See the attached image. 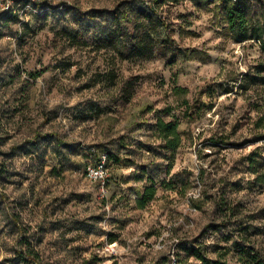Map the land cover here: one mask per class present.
<instances>
[{
  "label": "clouds",
  "instance_id": "clouds-1",
  "mask_svg": "<svg viewBox=\"0 0 264 264\" xmlns=\"http://www.w3.org/2000/svg\"><path fill=\"white\" fill-rule=\"evenodd\" d=\"M205 3L200 0L198 7L193 0H182L179 6L157 5V0H0V59L5 61L0 65V78L19 74L11 87L0 89V138L6 140L0 143V167L11 174L7 183H0V264H85L94 257L101 258L97 264H140L141 260L142 264H202L195 256H186L182 242L185 247L195 242L209 262L221 261L217 246H222L232 249L224 258L227 264H239L233 248L237 242L254 244L255 252L264 259V237L245 241L243 224L238 223L264 228V219L245 220L264 209V193L250 194L246 188L248 182L256 180L257 173L247 170V161L239 171H231L236 161L264 149V141L243 150L225 149L219 158L227 163L219 165L212 163L217 159L216 149L201 144L202 139L223 131L225 126L230 130L236 117H229L225 106L235 102L239 113L249 97L255 98L251 90L243 95L240 89L245 77L254 74V66L264 63V39H237L228 13L221 11L222 0L206 7ZM227 8L243 14L244 28L240 32L251 35L264 30V0H227ZM152 10L155 15H151ZM141 11L151 18L146 19ZM180 13L185 17L177 18ZM73 16H81L92 27L73 22ZM157 17L169 24L167 34L176 42L170 50L160 43L163 33L153 31ZM181 28L192 34L181 37ZM61 30L89 45L115 37L129 52L136 40L148 33L154 43L146 71L170 80L174 68H184L186 71L177 75L188 80L192 88L184 96L154 94L150 97L155 101L152 112L138 119L126 114L109 132L107 124L97 126L87 114L96 109L123 112L124 101L118 98L117 89L97 84L80 92L76 89L83 81L70 79L78 68L87 69L89 64L93 70H104L103 61L95 59L90 49L72 47L65 52L78 63L73 64L68 77H60L55 87L47 79L52 73L34 75L42 65L29 56L30 50ZM173 58L176 65L169 64ZM49 59L45 57L44 64ZM21 86L29 89L27 97L14 95ZM209 88L213 95H209ZM185 101L206 106L203 115L186 119ZM21 103L25 105L23 113L2 114ZM142 107L130 111L138 114ZM43 113L48 114L50 123ZM160 119L175 123L178 133L191 136L183 162L171 173L163 151L167 140L147 127H134L137 123L156 126ZM242 134L251 137L253 132L245 128ZM121 137L133 151L129 155L122 150L121 159L134 163L115 167L106 149L116 151ZM138 144L151 145L155 151L138 148ZM201 154L208 158H201ZM72 168L79 170L81 181L61 185L47 179L53 169ZM184 170L192 173V186L182 197L161 198V185ZM201 171L205 174L203 181ZM230 180L242 181L245 189L231 191L225 183ZM150 187L157 191L155 207L159 215L136 208ZM221 188H225L223 193ZM79 194H89L92 199L78 203ZM57 197L61 199L53 204ZM37 199L41 201L39 207ZM222 200L229 208L240 204V214L232 216L229 210L221 216L218 205ZM66 201L71 202L65 206ZM193 202L201 207H192ZM181 207L188 211H172ZM129 218L139 223L125 227ZM226 218L231 220L226 228H208L213 223L224 224ZM89 228L92 232L86 235ZM114 233H119V239L110 240Z\"/></svg>",
  "mask_w": 264,
  "mask_h": 264
},
{
  "label": "rangeland",
  "instance_id": "rangeland-1",
  "mask_svg": "<svg viewBox=\"0 0 264 264\" xmlns=\"http://www.w3.org/2000/svg\"><path fill=\"white\" fill-rule=\"evenodd\" d=\"M181 4L182 1L179 4L172 6H179ZM97 14L99 13L97 12ZM184 17L185 14L180 13L177 18H184ZM72 19L73 22L80 23L82 27H86V28L92 27V25L90 24H85L81 16H73ZM168 30H169V24H168V29L166 30L160 29L159 32L163 33V36H167ZM64 32H68V31L61 30L59 32H54L53 36L50 37L46 42L37 43L35 46L32 47V49L29 52V56L35 57L36 63L42 65V67L39 70H37V72L34 75L43 76L45 72H50L52 73V75L47 78L48 82H50L53 87L59 85L60 77L62 76L68 77L73 64L78 63V62H74L71 56L65 55V52L69 48L75 47L78 49H90V52L94 54L95 59L102 60L105 65L103 71H101L98 67L95 70H93L92 64H89L87 66V69L78 68L77 72L70 76V79L73 81H78V82L83 81L79 83V87L76 89L77 91L83 92L85 90L96 87L97 84H101L103 85L104 88L117 89V91L119 92L122 82L130 79L131 84L129 86H131V89L127 99L121 98L120 94L118 93V98L124 101L123 112H113L111 110H105L102 111L101 113L98 112L94 113L93 110L92 112L87 114L88 118L91 119L97 126L107 124L109 132H111L113 125L119 124L122 122V120L125 119L126 114L131 115L133 119H138L152 112L155 101H153L150 97L153 96L154 94H160L166 98L169 92L175 94L173 90L174 87H180L185 90V95H186L188 91H190L192 88V85L188 80L181 79L179 75H177L178 72L186 71V69L184 68H174L172 78L170 80H164L160 78L159 74L146 71V63L151 58L148 59L132 58L124 61H120L116 58L113 59L110 56L111 55L110 53H104L103 50L97 51L93 49L92 45H89L87 47L72 46L64 38ZM186 34L190 35L192 33L187 32L185 28H181L180 29L181 37H183ZM234 34L236 35V38L239 40L251 39L253 37H256L257 39H264V30L254 31L251 35H249L246 31L244 32L238 31L237 33ZM168 49L170 50V48ZM181 55H183V53H181ZM45 57L50 58L47 64H44ZM4 62H5L4 60L0 59V65H2ZM94 62L95 60L93 61V63ZM169 64L176 65V59L175 58L171 59L169 61ZM110 69L113 70L114 75L116 76L115 80L113 81L111 79L109 80V77L111 78L113 75L112 73H110L108 77L105 76L106 72ZM89 73H91V75H89ZM18 75L19 74L16 73L15 76H12L10 74L8 79L0 78V89L11 87V85L15 83L16 79H18ZM228 90L232 91L231 88H228ZM250 90L253 92L255 98L254 99L252 97L248 98L247 103L244 106L242 112L237 113V106L235 102H233V104L231 105L225 106L224 112L228 114L229 117L233 115H235L236 117L234 122L231 124L230 130H228L227 126H225V129L223 131H218L215 134H213L210 138H205L201 140V144L203 146L205 147L212 146L213 148L216 149L214 155L217 156V159H214L212 161L213 164L219 165L221 163H227L226 160H221L219 158L220 153H222L225 149L243 150L246 149L249 145L256 144L257 142H259L256 141V136L261 134L264 130V86L253 85L250 86L249 89L247 90L240 89V93L243 95H247V93ZM16 94H22L23 96L27 97L29 95V89L24 86H21L16 90V93H14V95ZM209 95H213V91L211 88H209ZM141 104H143V107L141 108L138 114H134L130 111V109L135 108ZM205 109L206 106L187 104L185 105V110H188V115L187 113L184 112V117L190 120L198 119L200 116L203 115ZM24 111H25V105L21 103L19 107L15 109L7 110L2 114L15 115L18 113H23ZM164 111L170 112V109H165ZM207 111L210 112L211 109L207 108ZM43 115L45 116L46 123H50L51 120L48 118V114L43 113ZM156 115L159 116L160 112H157ZM134 127L135 128L147 127V130L149 131L154 130L157 133L155 126L152 125L145 126V124L137 123L134 125ZM245 128L250 129L253 132V135L251 137L244 136L242 134V130ZM5 142L6 140L0 138V143H5ZM61 142L63 143V141ZM189 143H191V136L188 134H181L180 147L173 154L169 155L166 151L163 150L164 153L166 154L165 158L169 160V164L167 168L169 173L172 172L173 168L178 167L179 164L183 162V157L186 154L185 146ZM125 145L128 146V144L124 141L123 146ZM66 146L71 147L70 145H66ZM138 148L155 151L154 149H152L151 145L138 144ZM124 150H128L129 155L133 154V151L129 148V146L127 149H123V151ZM106 151L110 152L112 150L106 149ZM121 151L122 150H120V153ZM201 158L207 159L208 157L207 155L201 154ZM244 161H247L249 165L247 169L248 171L258 174L259 172V169H257L258 166L261 165V163H264V149L258 148L252 151L248 156L243 157L240 161H236L235 164L232 166L231 171L233 173L239 171L240 165ZM122 163H126V162L122 161L121 159L120 162L117 164L111 162V165L115 167H119ZM139 167L143 169L145 166L141 165ZM9 175L11 174L8 173L6 169L0 167V183H7ZM191 176L192 173L186 170L177 171L175 175L172 176L169 182H166L161 185V198L175 199L176 197H182L185 191L192 186L193 181L190 179ZM204 177L205 174L203 171H201L200 180L203 181ZM47 179L58 181L62 185L65 181H81L82 175L79 172V170L76 168L67 169L64 171H57L53 169L47 173ZM225 183L233 192H239L245 189V185L243 184L242 181L239 180H230V181H226ZM246 188L250 194L264 193V170L262 171V175L258 176L255 181L248 182ZM224 191L225 188H221V192L223 193ZM69 195L74 198L77 197V194L75 193H70ZM156 196H157V191L152 201L147 203L144 208L142 209L137 208V209L140 212L146 213L148 211H151L154 215H159L160 214L159 209L155 207ZM60 199H61L60 197L54 199L53 204H55ZM91 199L92 197L89 194H79V199H77V202L78 203L88 202ZM70 202L71 201H66L65 206L67 203ZM40 203L41 201L37 199L36 206L39 207ZM191 206L197 209L201 207L200 204L195 202H193ZM218 209L221 216H224L225 212L229 210L232 216H236L239 215L241 212V205L237 204L235 207L229 208L228 202L222 200L218 205ZM46 211L47 209H45V212ZM172 211L179 213H186L188 211V208L181 207L179 209H172ZM256 219H264V209H262L260 212L253 213L245 217V220H249V221ZM225 222L226 225L222 226L223 228H226L228 224L231 223V220L226 218ZM137 223H139L138 220H133L132 218H129V222L128 224L125 225V227ZM238 223L243 224L241 232H242V239H244L245 241H247L253 236L264 237V228L257 227L250 223H244L243 221H240ZM211 225H216V224L213 223ZM77 226L79 227L80 225L78 224ZM91 232L92 229L89 228L86 235L90 234ZM230 238L231 237H226L225 239H230ZM115 239H119V233H114L110 235V240H115ZM241 244L247 246L248 248H253L255 250L254 244H249L247 242ZM181 247L183 251L186 253V256H189L188 253L186 252V248H190V246L185 247L182 242ZM224 249H228L232 251L231 248H224L222 246H217V251L223 252ZM202 251L204 252V250ZM100 260L101 258L94 257L93 261L91 262L86 261L85 264H97V262H99ZM140 264H142V260ZM157 264H160V262H157Z\"/></svg>",
  "mask_w": 264,
  "mask_h": 264
},
{
  "label": "trees",
  "instance_id": "trees-1",
  "mask_svg": "<svg viewBox=\"0 0 264 264\" xmlns=\"http://www.w3.org/2000/svg\"><path fill=\"white\" fill-rule=\"evenodd\" d=\"M182 0H157V5H164V4H171L177 5ZM215 0H206L204 6L206 7L208 3H214ZM193 3L200 7V0H193ZM222 7L221 11H226L228 13V20L231 25V31L233 33H237L240 29L244 28V21L242 19V13L240 15L237 14L235 9L229 10L227 8V0H222ZM46 5H42L41 7H45ZM141 15H143L146 19H150L151 16L148 13H144L141 11ZM151 15H155V10H152ZM14 20L15 17H12ZM160 29H168V24L165 22L164 18L157 17L153 24V31L159 32ZM64 38L72 45V46H82L87 47L89 44L83 43L79 41L76 36L70 32H64ZM153 40L148 33H144L142 37L136 40V42L132 45V50L126 51L125 46L123 43L116 42L115 37H110L108 39H100L96 44H92L93 49L99 51L103 50L104 53H110L113 59H118L120 61L129 60L132 58H151L152 56V47H153ZM161 44L166 45V48H172L175 46L176 42L171 40L170 36H163L160 41ZM112 73V77H109V80H115V75L112 69L108 70L105 74L108 77ZM131 80H125L121 84V88L119 90V94L121 98L127 99L129 96V92L131 86ZM253 85H261L264 86V63L258 64L254 68V74H248L245 77V82L241 85V89L247 90L250 86ZM129 87V88H128ZM175 95L177 96H184L185 90L180 87L173 88ZM227 91H231L228 90ZM185 105H187V101H185ZM101 113L99 109L94 110V113ZM185 113L188 115V110H185ZM190 115V114H189ZM157 134L162 136L164 139L167 140V144L163 146V150L166 151L169 155L173 154L179 147L181 143V134L177 132L175 123H165L162 119L158 121V124L155 126ZM256 141H264V130L261 134L256 136ZM62 143V142H61ZM124 144V138H120L119 148L116 151H110L109 153V162L117 164L121 160L120 150L127 149L128 146ZM128 152V150H124ZM128 164H133V161H125ZM259 172L258 176L262 175V171L264 170V163L258 166ZM261 170V172H260ZM258 171V170H257ZM156 193L155 187H150L145 195V198L142 200L137 201L136 208L142 209L146 206L147 203L153 200ZM226 225V222L222 225H209L208 228L213 230L218 229L222 226ZM207 231V229H205ZM233 248L235 249L234 255L239 256V264H264V259L260 258L259 252H255L253 248H248L247 246L241 244L240 242L234 244ZM186 252L189 256H195L197 259L202 261V264H227L224 260L227 257L230 250L224 249L223 252L218 251L221 256V261L218 262H209L206 255L202 251L201 248H198L193 244L190 248H186ZM27 263V262H26Z\"/></svg>",
  "mask_w": 264,
  "mask_h": 264
}]
</instances>
